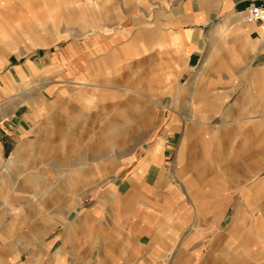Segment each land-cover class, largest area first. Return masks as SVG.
I'll list each match as a JSON object with an SVG mask.
<instances>
[{"label": "rangeland", "instance_id": "1", "mask_svg": "<svg viewBox=\"0 0 264 264\" xmlns=\"http://www.w3.org/2000/svg\"><path fill=\"white\" fill-rule=\"evenodd\" d=\"M190 1L0 0V86L37 85L0 97V264H264V55L248 47L257 39L246 9L178 25L176 8ZM192 27L201 43L190 61L181 30ZM219 27L234 56L206 68ZM176 88L185 91L167 92ZM244 102L247 126L223 129ZM114 121L127 122L104 125ZM106 131L120 133L110 150L95 141ZM25 142L42 149L9 167Z\"/></svg>", "mask_w": 264, "mask_h": 264}, {"label": "crops", "instance_id": "2", "mask_svg": "<svg viewBox=\"0 0 264 264\" xmlns=\"http://www.w3.org/2000/svg\"><path fill=\"white\" fill-rule=\"evenodd\" d=\"M258 3V0H197V1H190V3H187V4H182L180 5L178 8H176V15L179 16V20L182 18V20L180 22H178V25H184L187 23V21L192 25V23H194L195 25L199 26L200 24H204V22L206 20L209 19V17H211L212 15H214L215 17H217L218 15H221V14H224V13H230L232 12L233 10H244V9H247L248 7H250L251 5L253 4H257ZM189 7L192 9V11L194 12V15L192 18H189V19H186V14L185 12L189 11ZM76 16H79V15H76ZM202 16H204V18L202 19ZM192 23H191V22ZM239 21V20H237ZM245 22V21H244ZM246 23V22H245ZM249 29H252L251 31V35L255 36V39H257V42H250L248 44V47L250 49L251 52H254L257 50V54L259 55V58L261 57V55L263 54L264 55V32L260 29V27L257 25V24H249L247 23ZM182 29V28H181ZM261 32H260V31ZM86 34L90 33L89 35V42L91 44H96V41L99 39V37H101L100 33L97 34L94 32V29L93 28H90L88 30H85ZM199 29L198 27L195 28V27H192L191 29H182L181 32L183 33V38L185 40V45H186V48L189 50V60L191 61L192 59V56H195L196 55V52H199V47H200V38H199V33H198ZM216 33L218 34V39L216 40V42L214 43V49H213V52L210 53V55L208 56L207 58V61H206V68L210 65L211 66V69H214L215 66L212 67V65H214V62H215V55H217L218 53H224L228 56L233 57L234 56V52L232 51V49L230 47H228V45H230L232 43V38H230V34H229V30L228 28H223V27H219V29L216 31ZM243 34H245V31H242L241 32V36L243 37ZM94 38V39H91V38ZM252 37V36H250ZM116 54V52L114 53ZM72 57V56H71ZM69 57V58H71ZM73 60V59H72ZM112 61V56L108 57L106 59V61H102V64L104 63V66H111V62ZM233 61V59H232ZM231 61V62H232ZM9 62V61H8ZM8 62H5L6 64H8ZM234 62V61H233ZM232 62V63H233ZM107 63H110V64H107ZM113 63L116 64V61L113 60ZM77 68H81L82 67V62H81V59H77L75 61V63ZM73 62H71V59H70V64H69V67L70 68V65H74ZM260 66H263L264 67V63H259ZM202 73V72H201ZM201 73H199V76L201 75ZM76 80L78 81H84L86 76H85V72L84 70L80 71L78 73V76H76ZM126 79V78H125ZM202 79V78H201ZM5 85H1L0 86V89L1 90V93H0V97L1 96H8L9 99H11V97H16V96H19V94L21 95V90H23V92H27V91H30L31 89H36L35 86L37 85H30V83L28 82V80H24L20 83H15V82H4ZM76 85H79L83 88V86H89L90 84H87L85 82H74ZM143 85L142 82H139L137 84H135V87H139ZM12 86V89L13 88H17V91L16 92H20V93H17L16 95H13L12 96V92L13 90L11 89ZM39 88L38 90L39 91H42L41 87L40 86H43V83H41V85H38ZM126 86V84H123V87ZM31 87V88H30ZM101 89L104 90L102 92L104 93H107L105 90H107L109 87L108 84H101L100 85ZM44 88V87H42ZM53 87L51 88H47V90H52ZM185 90L183 89H180L178 90L177 88L176 89H173V91L171 90H168L167 92L168 93H171V94H177L175 96H178L179 95V92H183ZM64 91H61V95L64 94L63 93ZM75 92H77V97H81V96H84L85 98H87L86 93H85V90L83 89H76ZM121 92H124L126 93L124 96L126 97L127 96V101L128 102H133V101H136V99L134 98L135 95H138V91L137 90H124ZM210 92V91H209ZM122 94V93H121ZM201 94L203 95H206L207 93L206 92H202L201 91ZM114 96H120V93H118V95L116 93H113ZM123 96V97H124ZM2 98V97H1ZM201 100H206V99H201ZM200 99L198 101H195L196 102H199L201 101ZM206 101H209V100H206ZM250 103L252 102V106H249V109L251 111H256L257 108H258V100L256 99H251V100H248ZM137 102V101H136ZM35 102H33V106L35 105L34 104ZM254 103H256L254 105ZM163 107H165L164 105H161ZM127 106H119V107H116L115 110L117 112V116L122 119L123 121V118L126 117L124 115H127L124 113V111L122 110V108H126ZM248 105L244 102V103H240L239 107H238V111L240 112V115L236 116V117H232L231 119L228 118L227 115H225V118H226V126L223 127V129H226V130H230V124L231 122L234 123L236 125L235 128H237V130H240V129H243L247 126V121L249 118H247V116H243L241 113H243L244 111L247 110ZM105 107H101L100 108V111L101 112ZM198 107L195 106V110H199ZM129 109H131L129 107ZM133 109V107H132ZM77 110V109H76ZM192 117H195V116H192ZM262 118V122H259V126L258 127H262V123H264V113L261 114L260 116ZM247 118V119H246ZM126 118H124L125 120ZM127 121L125 122H109V123H106L104 124L106 127L109 128V130L112 128V127H118L120 125H122V123H126ZM175 122V120L173 121V123ZM172 123V125H173ZM113 135V136H112ZM119 136L120 133H115L114 131H106V132H103V133H99L98 136H101V138H98L97 140H95L96 142L98 143H101V142H108V144L110 145L108 147V149H112V145L113 142H117V137L116 136ZM190 136L188 137H185L184 138V143H188L190 142L191 140V134H189ZM211 136H213L212 134H210ZM107 137V138H106ZM106 138V139H105ZM79 139H69V141H71L72 143H76ZM213 140V138H211V141ZM54 141L53 139L49 140L48 142L51 143V145L53 144ZM57 141V140H55ZM38 142L40 143H43V139H40ZM90 142V141H89ZM30 143V146H23L25 143H23L22 145H19V147L15 150V152H18L19 153V157L15 160L12 159V156L15 152H13L12 156L10 157V159L8 160V163L7 165H9V167L13 166L14 167H17V165L19 163H21L22 161H25L26 159L30 158L31 157V154L33 152H36V150H39V149H42V147H38L36 149H32L31 150V144L32 142H28ZM55 143V142H54ZM67 143V140L63 137L62 139H60V145L62 146H65L64 144ZM59 149L63 150L64 147H61L59 146L58 147ZM244 150H246L248 147H242ZM29 150V153H25ZM27 150V151H25ZM158 151V148L154 149V151L152 152V154L154 155V158H153V161L154 162H157V158L155 157L156 153ZM31 153V154H30ZM27 156V158H25ZM39 157V154L37 155ZM43 157V155H42ZM41 158V157H40ZM24 159V160H23ZM4 164L6 165L5 163L2 162L1 160V151H0V164ZM5 176V175H3ZM137 178L139 179V176H137ZM75 181V180H73ZM73 181H69L68 179L66 180V183L69 185V183L73 182ZM131 182L134 184V188H135V179H132ZM67 185V186H68ZM22 218L20 219V221L17 223L16 222H13V223H17L16 225H19V226H23L25 225V218H23V215L21 214ZM10 225V224H9ZM15 232V230L13 231ZM12 232V234H13ZM11 234V235H12ZM5 237H9V236H6L5 234H3ZM10 235V236H11ZM34 236H38V235H33L30 239L34 238ZM38 238H40V235L38 236ZM27 244H32L31 241L29 240V243ZM33 246V244H32ZM45 248H47V244H45ZM37 264V260L35 259V256H33L32 258H30L26 264ZM101 264V263H99Z\"/></svg>", "mask_w": 264, "mask_h": 264}, {"label": "built area", "instance_id": "3", "mask_svg": "<svg viewBox=\"0 0 264 264\" xmlns=\"http://www.w3.org/2000/svg\"><path fill=\"white\" fill-rule=\"evenodd\" d=\"M244 21L249 24H257L264 32V0H258L244 12Z\"/></svg>", "mask_w": 264, "mask_h": 264}, {"label": "bare ground", "instance_id": "4", "mask_svg": "<svg viewBox=\"0 0 264 264\" xmlns=\"http://www.w3.org/2000/svg\"><path fill=\"white\" fill-rule=\"evenodd\" d=\"M31 88V87H30ZM41 177V176H40ZM45 180V179H44ZM42 181V180H41ZM47 184H48V186H50L51 184L49 183V182H45V181H43V182H41V184L39 185L38 184V188H37V191L40 193V192H44V189H48L47 187Z\"/></svg>", "mask_w": 264, "mask_h": 264}]
</instances>
